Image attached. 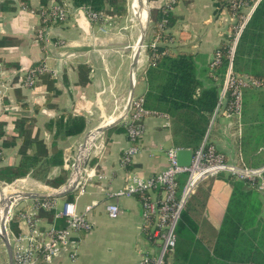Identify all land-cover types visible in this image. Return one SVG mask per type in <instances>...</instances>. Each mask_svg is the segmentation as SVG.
<instances>
[{"label":"crops","instance_id":"obj_1","mask_svg":"<svg viewBox=\"0 0 264 264\" xmlns=\"http://www.w3.org/2000/svg\"><path fill=\"white\" fill-rule=\"evenodd\" d=\"M144 1L147 22L143 26L131 14L128 6L132 11L133 2L128 5V0L125 16L103 13L104 17L99 20H92L87 6H75L72 0H48L45 8L40 0H0V166H17L24 158L38 159L25 176L12 182L0 180L7 185L27 182V191H18L16 187L17 191L8 189L10 194L48 193L61 189L70 178L71 167L88 133L119 120L132 91L134 96L145 95L149 62L146 37L151 11L168 6V0ZM57 7L65 10L64 19L53 16ZM171 9L176 17L174 25L167 30L171 38L166 43L154 40L153 45L167 44L192 53L199 71L203 72L200 76L208 85L206 70L229 34L233 15L217 6L216 0H177ZM144 29V43L134 65ZM32 71L36 80L28 85L25 79ZM256 93H259L256 89L248 88L244 96L248 94V99ZM249 103L245 112L243 106L241 116L228 115L223 108L216 115L215 111L202 144L212 143L227 160L236 162L237 156L243 159L244 153L238 149L239 140L251 122L259 116L264 117L263 102L254 99ZM74 118L83 119L85 128L77 134H66V124ZM128 121L127 113L114 126L90 137L82 159L88 170L86 177H89L85 192L80 195L78 191L71 202H76L80 211L94 201L99 204L88 215L90 228L79 231L75 245L60 253L52 264H140L142 253L157 250L149 231L142 227V199L137 195L116 198L111 192L124 186L128 175L138 172L151 176L167 167V150L175 146L174 125L163 113L148 115L144 120L142 150L126 165L123 155L130 145ZM95 144L102 150L99 151ZM261 152L264 146L257 151ZM48 160L52 165L44 163L47 168L50 166L46 179L44 172L36 177L34 170ZM221 175L201 184L204 190L201 196L206 203L198 210L203 226L197 236L206 237L203 239L206 245L211 244L233 192L230 182L233 180L226 173ZM60 177L66 180L59 188L48 185L47 180ZM77 189L46 198L57 199L61 208L69 201L68 194ZM258 193L264 208V195ZM37 199L45 198L20 199L18 210L7 213L5 225L9 232L27 231L20 211L29 209ZM111 202H118L121 207L117 218H111L106 211V204ZM39 217L43 230L53 224L66 225L56 210L40 208ZM15 223L17 231L13 228ZM0 238L3 243L2 246L0 243V262L10 264L5 242L1 235Z\"/></svg>","mask_w":264,"mask_h":264},{"label":"trees","instance_id":"obj_2","mask_svg":"<svg viewBox=\"0 0 264 264\" xmlns=\"http://www.w3.org/2000/svg\"><path fill=\"white\" fill-rule=\"evenodd\" d=\"M40 1L45 8L48 0ZM241 2L242 7L235 14L231 0H216V5L226 8L237 17L246 12V8L253 0ZM72 3L75 6H87L95 12H103L110 16L123 17L127 12V0H72ZM175 20L172 9L167 5L151 11L149 32L146 37L149 62L145 73L148 85L145 107L154 113H163L171 118L176 147L197 150L204 140L220 101L231 61L229 49L236 22L232 23L229 34L216 50L215 56L218 53L220 55L219 62L214 63V59L211 67L206 70L209 84L205 85L200 76L203 72L199 71L192 53L167 44L153 45L154 40L162 43L170 40L171 35L167 30L174 25ZM232 74L264 79V0L258 3L238 41L232 59ZM257 92L259 93L248 99V94L252 92L244 96V112L247 107L249 109V102L254 99L264 103V93H260L264 91ZM230 93L231 89L228 91L225 107L232 98ZM251 123L239 140L238 149L244 153V158L237 156L236 163L240 166L260 167L264 164V152L257 151L264 146V117L259 116ZM84 128L83 119H70L66 124V134H77ZM37 160L24 158L17 166H0V180L12 182L25 176L31 171L32 166H36ZM44 163L52 165V161H42L34 170L36 177H41L40 174L44 172L46 179L50 166L47 168ZM221 174L223 173L207 180L222 176ZM228 176L233 180L230 181L233 192L211 244L206 245L203 242L206 237L197 236L203 226L198 210L201 209V204L204 207L206 203L201 196L204 191L201 189L203 186L201 183L188 198L181 213L176 228L177 243L170 256V264H264V208L256 183L238 180L230 174ZM186 177V174L179 176L178 193L181 192ZM65 180L66 178L60 177L47 182L50 187L59 188ZM78 191L77 189L68 194V200L71 201ZM137 196L140 197L139 194ZM13 228L17 231L16 223Z\"/></svg>","mask_w":264,"mask_h":264},{"label":"built area","instance_id":"obj_3","mask_svg":"<svg viewBox=\"0 0 264 264\" xmlns=\"http://www.w3.org/2000/svg\"><path fill=\"white\" fill-rule=\"evenodd\" d=\"M176 1L168 0V6L172 8ZM231 1L235 14L243 3L241 0ZM260 1L253 0V3L246 8L245 13L237 17L233 15L236 25L232 33L229 49L231 61L215 115L223 108L228 115L241 116L245 89L253 88L264 91V79L232 74V59L238 41ZM86 11L92 20H99L104 17L103 12H95L89 7H86ZM53 16L64 19L66 12L62 7H57L53 12ZM214 59V63L219 62V53L216 54ZM35 80L36 76L32 71L26 77L25 82L28 85H32ZM229 89H231L232 98L227 107H225ZM151 114L157 113L145 107L144 94L132 98L128 112L129 121L127 123V135L130 145L126 148L123 155L124 164H131L135 156L142 150L141 140L145 132L144 120ZM95 146L99 151L102 150V147L96 144ZM181 149L183 148L172 146L167 150L168 165L161 172L151 176L135 172L127 176L124 186L111 192V195L116 198L139 194L142 199L144 207V223L142 227L144 230L149 231L150 238L158 247L157 250L142 253L140 264H170V256L174 252L177 243L176 228L181 213L188 198L203 181L220 173H226L239 180L255 181L257 190L264 195V165L260 167L240 166L232 160H227L226 156L219 152L215 145L210 142H204L197 150H192L193 154L190 164L181 166L178 163V151ZM181 174H186L187 177L181 192L178 193V178ZM86 176H88V170L84 165L77 186L80 195L85 192V185L87 178H89ZM20 203V199L14 201L9 208V213L13 214L16 208L18 210ZM98 204V201H94L86 205L83 211H80L76 202L66 201L59 208L57 199L45 198L37 199L29 209H25L23 212L19 209L21 217L27 224V231L14 234L9 232V228L7 229L12 242L14 264H52L54 258L60 253L75 245V236L79 231L90 228L88 215ZM40 208L56 210L57 215L65 219L66 225L58 227L53 224L43 230L39 217ZM105 208L111 218H117L121 213V207L118 202L107 203Z\"/></svg>","mask_w":264,"mask_h":264},{"label":"water","instance_id":"obj_4","mask_svg":"<svg viewBox=\"0 0 264 264\" xmlns=\"http://www.w3.org/2000/svg\"><path fill=\"white\" fill-rule=\"evenodd\" d=\"M145 33H146V30L144 29L143 34L140 38L139 44L137 46L136 58L134 60V65L136 64V62L138 60V55L140 54L141 47L144 43ZM133 72H134V70H133ZM133 97H134V92L132 91L129 95L128 104L125 108V112L121 116V118H119V120L123 119L127 115ZM119 120H117V121H115L109 125L97 127L96 129H94L88 133V135L85 138V141L80 146L79 153L77 154L76 160L73 164V169L71 170L70 178H69L67 184H65L61 189L56 190V191H52V192H48V193L17 192V193L9 194L8 196H5L4 198H2V200L0 201V210L3 208L4 204H6L8 208H10L12 206V204L14 203V201H16L18 199H23L26 197H29V198L30 197H36V198L58 197V196H62V195L69 193L73 189H76L78 186V180L81 177L82 172H83L84 164L82 162L83 161L82 159H83V156L85 155L86 148L88 147L90 137H93L97 134H100L101 132L107 130L108 128H110L112 126H114L115 124H117L119 122ZM192 154H193V151L190 148H183V149L179 150L178 151V163L181 166L189 165L191 162ZM0 235L5 242V245H6V248L8 251V255H9L10 264H14L12 245H11L10 238H9V235H8V232L6 229L5 221L2 222V230L0 232Z\"/></svg>","mask_w":264,"mask_h":264},{"label":"bare ground","instance_id":"obj_5","mask_svg":"<svg viewBox=\"0 0 264 264\" xmlns=\"http://www.w3.org/2000/svg\"><path fill=\"white\" fill-rule=\"evenodd\" d=\"M144 2H145L144 0H133V4H132V8H133L132 11L135 12L137 20H138V17H139V22L143 26H144L145 22H147L146 21V19H147V11H146V8H144V4H143ZM84 160H85V158H84ZM9 194H10V191L7 188H1L0 187V199L4 195L6 196V195H9ZM8 209L9 208L7 207V205L4 204L3 208L0 210V232L2 230V222H4L7 219V213L9 212Z\"/></svg>","mask_w":264,"mask_h":264},{"label":"rangeland","instance_id":"obj_6","mask_svg":"<svg viewBox=\"0 0 264 264\" xmlns=\"http://www.w3.org/2000/svg\"><path fill=\"white\" fill-rule=\"evenodd\" d=\"M132 2H133V0H128V5H131L132 4ZM128 8H129V10H130V12H131V14L133 13V15H134V17L136 18V14H135V12H133V11H131V8H130V6H128ZM136 20H137V18H136ZM138 21H139V17H138ZM18 184V185H17ZM10 186V187H9ZM0 187L1 188H7V189H12L11 191H17L16 190V187L18 188V191H27V189H29V186H28V184H27V182L26 181H24V182H16V183H14V184H10V185H7V184H3V183H1L0 182ZM47 190H50L49 188L47 189ZM11 193V192H10ZM0 243H1V246H2V241H1V238H0ZM4 256L6 255V253L5 254H3ZM3 256V257H4ZM5 258V257H4ZM0 264H1V262H0Z\"/></svg>","mask_w":264,"mask_h":264}]
</instances>
